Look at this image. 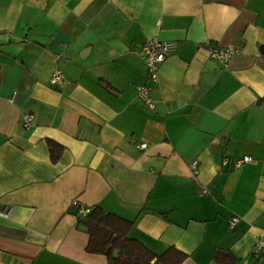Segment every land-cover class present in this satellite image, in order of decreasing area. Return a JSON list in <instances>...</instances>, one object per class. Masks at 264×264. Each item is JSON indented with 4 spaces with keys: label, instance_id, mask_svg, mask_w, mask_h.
<instances>
[{
    "label": "crops",
    "instance_id": "1",
    "mask_svg": "<svg viewBox=\"0 0 264 264\" xmlns=\"http://www.w3.org/2000/svg\"><path fill=\"white\" fill-rule=\"evenodd\" d=\"M146 38L175 42L152 109L136 92ZM209 44L239 52L224 65ZM48 140L62 147L55 162ZM95 206L180 264L257 262L264 0H0V264H108L86 251L78 208Z\"/></svg>",
    "mask_w": 264,
    "mask_h": 264
},
{
    "label": "trees",
    "instance_id": "2",
    "mask_svg": "<svg viewBox=\"0 0 264 264\" xmlns=\"http://www.w3.org/2000/svg\"><path fill=\"white\" fill-rule=\"evenodd\" d=\"M50 159L55 162L62 147L55 142L47 141ZM81 225L88 234L86 251L104 255L108 264H180L185 255L169 247L156 254L148 250L139 241L128 237L131 222L95 206L80 218ZM118 250L116 256L113 252ZM230 256L228 252H218L214 259L220 264H233L234 259L224 261ZM154 261V262H153Z\"/></svg>",
    "mask_w": 264,
    "mask_h": 264
},
{
    "label": "built area",
    "instance_id": "3",
    "mask_svg": "<svg viewBox=\"0 0 264 264\" xmlns=\"http://www.w3.org/2000/svg\"><path fill=\"white\" fill-rule=\"evenodd\" d=\"M175 42L162 41L158 38H146L144 42L140 44L139 54L143 60L146 69V80L137 86L136 92L139 100L148 108L152 109L154 103L150 96L151 85L156 84L158 81V68L168 53L174 48ZM239 50L233 46H219L215 44H209L207 46L208 57L212 60H216L224 65L228 63L230 58L238 53ZM50 82L53 84H60L64 78L62 73L58 69H54L50 76ZM34 115L30 112L24 113L22 116V125L25 128H29L33 123ZM145 143L139 144L140 148H144ZM253 159L251 156L245 155L236 160L235 165L238 166L243 163L251 162ZM226 163V159L223 160ZM190 167L194 174L197 173V161L194 160L190 163ZM75 204V203H74ZM7 210L0 211V216L6 217ZM89 212L88 208L79 207L78 214L84 217ZM238 221L237 216H232L228 222L231 227ZM254 256L257 258V262L254 264H261L260 258L264 256V233L258 236L253 250Z\"/></svg>",
    "mask_w": 264,
    "mask_h": 264
},
{
    "label": "water",
    "instance_id": "4",
    "mask_svg": "<svg viewBox=\"0 0 264 264\" xmlns=\"http://www.w3.org/2000/svg\"><path fill=\"white\" fill-rule=\"evenodd\" d=\"M117 253H118V250H115V251L113 252V256H116ZM153 262H154V261H153Z\"/></svg>",
    "mask_w": 264,
    "mask_h": 264
}]
</instances>
